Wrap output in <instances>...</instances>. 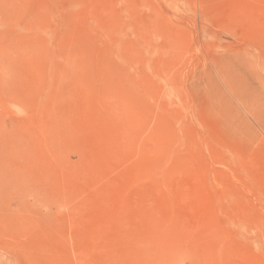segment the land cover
Returning <instances> with one entry per match:
<instances>
[{"label":"rangeland","instance_id":"1","mask_svg":"<svg viewBox=\"0 0 264 264\" xmlns=\"http://www.w3.org/2000/svg\"><path fill=\"white\" fill-rule=\"evenodd\" d=\"M0 264H264V0H0Z\"/></svg>","mask_w":264,"mask_h":264}]
</instances>
